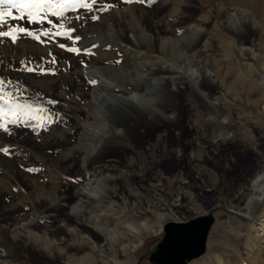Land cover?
<instances>
[{
	"label": "bare ground",
	"instance_id": "obj_1",
	"mask_svg": "<svg viewBox=\"0 0 264 264\" xmlns=\"http://www.w3.org/2000/svg\"><path fill=\"white\" fill-rule=\"evenodd\" d=\"M205 1L210 7L193 21L196 29L176 41L168 40L160 48L157 45L158 37L171 32L175 25L179 26L183 19L190 16L185 9L180 8V12L187 14L186 17H173L170 22L157 20L154 23L151 21L156 18V12L149 10L143 2L118 0L115 8L102 14L95 13L102 15L103 19L94 22L90 16H86V24L93 22L99 28L106 25L115 29L119 37L124 39H127L124 35L128 31L153 32L150 41L146 36H140L137 42H132L135 50L120 45L119 41L110 42L108 38L97 41L94 46L92 43L83 44L78 54H74L69 61V68L88 60H92L94 65L107 64L102 70L110 73L111 81L102 79L100 75H93V78L80 83L79 80L83 77L80 71L69 73V78L60 71L57 72L58 76L55 73L38 76L33 71L29 72L28 68L20 69L25 63L21 58L7 56L8 72L0 67V79H4L5 74L18 75L31 84L37 90L34 99H26L25 93L19 91L21 98L29 103L43 108L41 103L45 100L44 97L52 98L58 84L66 90V95L61 98L65 102L73 104L84 98L87 101L81 106V112L74 109L76 115H84L81 122L71 119L69 109L68 112L59 110L55 114L46 109L45 114L51 116L53 122L48 124L44 119L46 127L40 129L41 133H36L37 128L34 130L32 126H28V129L22 126L24 133L17 131L10 135L1 132L0 148L13 147V143L30 145L38 155L40 150L46 149L45 153L40 154L41 157L52 161L56 166L53 170L50 169V183L37 184L35 180L29 179L24 185L19 179L23 171L17 169L22 158L20 153L8 159L0 152V160L8 161L0 168V196L7 194L11 183H16L12 196L14 205L0 212V250L5 251L0 254V264H134L136 252L146 239L151 235L161 234L167 223L176 222L174 212L184 211L186 208L197 209L205 197H208L210 203L208 202L206 210L200 211L203 212L202 215H220L223 210L227 211L228 206L238 209V212H230L238 219L240 227L245 223L250 228L251 232L246 236L244 245L245 248H250L251 256L242 258L238 234L229 236L223 223L217 222L215 226L219 227V231L210 236L209 251L192 259L189 264H227V256L237 255L240 264L261 263L260 254L254 251V246L257 243L264 244V0H219L216 6V0ZM205 6L203 5L204 8ZM231 6L240 24L237 28L228 22L232 18ZM67 15L71 19L64 21L65 28H60L64 33L62 36L66 35V39L71 35L84 38L87 33L81 25L82 20L81 26H68L74 17L73 12ZM214 20V38L210 37L203 49H198L206 34L207 25ZM24 21L27 19L10 23L23 26L26 25ZM55 22L61 23L56 18ZM35 24L28 26L35 31ZM39 28L48 29L44 23ZM66 29L75 31L68 32ZM4 30L6 29L0 28V31ZM250 34L255 35L259 43L256 44V56H252V62L247 63L246 74H243L238 70L240 63L233 58L239 44L249 40ZM25 38L32 41L33 36ZM227 46L230 50L227 57L212 56L217 49ZM36 49L37 47L34 50L32 46H24L30 61L39 62L44 59L45 55ZM22 50L17 45L12 48L15 53ZM133 51L135 57H130ZM143 51L158 52L160 55L150 58L144 56ZM66 52L56 49L53 55L61 57ZM119 52L123 53L124 63L116 67L110 62L115 64L118 61ZM245 55L250 54L246 52ZM1 62L0 57V64ZM189 65L193 67L191 71L186 68ZM183 66L186 69L182 71L180 69ZM177 73L180 75H176ZM188 76L198 83V90L191 86L189 80L186 81ZM172 79L176 82V91L170 87ZM132 80L137 81L140 97H143L147 106L171 111L169 117L176 120L179 130V136L172 146L167 144L166 136L156 139L151 148L145 146L142 154L146 156L140 161H127L125 154L141 148L142 138L153 136L154 131L161 126L156 113L149 116L132 106L125 97V89L115 85L116 81L125 88H132ZM90 81H97V84L93 85ZM154 82L161 84L164 98L157 99L152 95ZM189 86L197 93L196 98L189 95V105L206 107L210 111L215 107L225 114L228 120L225 126L237 127L233 140L228 143L221 139L216 143L209 140L210 133L215 132L214 128L220 123L215 116L213 120L207 118L199 124L192 118L188 119L193 125L190 133L196 138L189 142L182 141L184 128L181 127L176 109L183 103L179 93L187 94L183 90H187ZM71 90L77 92V100L68 96ZM243 109L249 114H243ZM258 117L263 120H258ZM228 146H232L236 152L229 151ZM55 147L58 153L52 151ZM187 147L198 151L194 159L189 158L184 162V166L183 156L186 155ZM121 150L123 156L119 158L116 153ZM173 151L180 168L177 173L168 177L155 169L162 157ZM237 154L252 155L254 160L250 166L247 164L249 167L244 171H239L233 179L228 180L226 168H234ZM208 161L217 165L224 161L223 174L215 179L207 177L205 165ZM79 162L82 163L83 174L75 171ZM136 164L142 167L136 169ZM120 165L125 169L121 175H106L101 178V181L105 180L109 185L120 178L124 179L127 184L122 185L120 190L115 183L104 191L99 180L91 181L88 186L83 184L85 179L115 170ZM60 172L67 177L66 181L58 179ZM144 176L149 183H143ZM195 179L199 181L196 182ZM77 186L81 189L69 192L71 187ZM175 186L184 191L183 198L172 195ZM75 197L78 209L75 215H71L67 209ZM113 199H121L123 206L115 204ZM257 213L260 217L263 216L258 222L255 219ZM16 214L20 217L11 216ZM59 219L64 222V226L57 224ZM9 229L12 230V235ZM37 256L44 259H37Z\"/></svg>",
	"mask_w": 264,
	"mask_h": 264
},
{
	"label": "rangeland",
	"instance_id": "obj_2",
	"mask_svg": "<svg viewBox=\"0 0 264 264\" xmlns=\"http://www.w3.org/2000/svg\"><path fill=\"white\" fill-rule=\"evenodd\" d=\"M111 1V2H110ZM101 0V3H106L108 5H111V8H115L118 5V0ZM140 1V0H138ZM191 1V2H190ZM145 4V6L151 10V11H155L156 12V18L153 19L151 22L156 23L157 20H166L168 22L172 21L174 18L173 17H186L185 14H182L180 12V8L185 9V11H187V13L192 17L188 16L185 19H183L181 21V24L179 26L173 27L171 32L165 33L160 35V37H158L157 39V45L160 48L161 44L166 43L168 40H172V41H176L179 38L184 37L186 34H188L190 31H193L196 29V25L193 23V21L197 20L198 18L201 17V15L204 13V11L206 12L208 10V7H210L208 4H206L205 0H156V2H150V0H144L143 2ZM219 0H216L214 2V5H218ZM203 5H206L205 8L203 7ZM231 15L232 18L228 19V22L230 25H232V27H238L240 26L239 21L236 20V14L235 11L232 10V6H231ZM75 14V15H74ZM102 14V13H101ZM86 16H91V14L86 11V10H79L77 12H73V20L70 22V25L68 26H75L77 27L79 26H83L84 31H86L87 35H85L84 38H80L79 40L76 39V37H74L73 35H71L68 39L67 36H62V35H56L57 32H62V29H60L58 27V23L55 22V17H49V19L53 20V24H49L47 22H44V24L47 26L48 29H40L39 26L42 23H34L35 25V31L30 25L31 23L28 22V20L25 22L26 25H23L22 27H24L25 29H27L30 32L35 33L36 35L40 36V39L37 40L35 38H32V41H28L26 40V33H17V39L15 42H13L11 40L10 37H2V39H0V57H1V64L0 67L3 68L5 71L8 70V63L6 61L7 56L8 57H19L21 58V60H23V66H21L20 69H24V68H29L30 65H32V69H33V73L38 76H43V75H51V74H56V76H58L57 72H62L67 78L70 77V74L80 71L81 73H83V77L79 80L80 83H84L86 80H89L91 78H93V75H100L102 76V79H105L106 81H111L110 80V73H107L106 71L102 70V68H104L103 66H107V64H96L94 65L92 63V60H88V61H81L80 63H78L77 65L69 68V61H71V59L73 58L74 54H78V52L81 50L79 49L83 44H90L91 45H95V43L97 41H101V40H106V38L109 39V41L111 42H115V41H119L120 45H124L125 47L131 48L132 50H135V48L132 46V42H137V38H140V36H146V39L150 41V39L153 38L152 36V31L151 30H145V31H140L138 33H135L133 31H128L124 36L127 39H124L122 37H119L118 33L115 31V29H110V27L106 26V25H102L101 28H99L96 23H91V24H86V20L85 17ZM101 18L103 19L102 15H99ZM76 17H80L78 20ZM82 20V24L80 23V21ZM236 21V24H234V22ZM81 24V25H80ZM37 25V26H36ZM39 25V26H38ZM26 26V27H25ZM28 26V27H27ZM31 27V28H29ZM38 27V28H37ZM215 20L212 21L210 24L207 25V29H206V34L202 39V42L198 45V49H203L204 44L209 40L210 37L215 36ZM49 28L51 29V32L49 33L48 36L43 35L44 32L48 31ZM39 30V31H38ZM105 34V35H104ZM107 36V37H105ZM32 37V36H31ZM1 38V37H0ZM8 38V39H6ZM25 38V39H24ZM107 39V40H108ZM71 40V41H70ZM259 43V39L253 35L250 34V39L249 40H245L242 44H239V46L237 47V49L235 50V55L233 60L235 62H239V66H238V70L243 73L246 74V70H245V66L247 65V63L252 62V56L254 55V57L256 56V44ZM15 45H17L18 47L22 48L23 50L15 53L12 51V48L15 47ZM32 46L35 50V48L37 47L36 50H38L39 52L43 53L45 55L44 59L42 61L36 62L35 61H30L27 54H26V50H24V46ZM61 45H63V47H61ZM5 49V50H4ZM56 49H60L63 52L66 50V54L64 53L63 56L61 57H56L53 55V51ZM72 49V50H70ZM227 47L225 48H219L217 49L215 52H213L212 56H217L220 58H225L230 54V50ZM24 52V53H23ZM247 53H249L250 55H245ZM7 53V54H6ZM178 53L180 54L181 52L178 51ZM215 53V54H214ZM144 56L153 58V57H157L160 54H158V52H146L143 51ZM227 55V56H226ZM117 56L119 57L118 61L114 64L113 62H110L111 65H114L116 67H119L120 65H122L124 63V59H123V53L119 52L117 53ZM251 56V57H250ZM130 57H135V51H133V55H131ZM142 61H140L141 63ZM139 64V63H138ZM24 67V68H23ZM99 67V68H98ZM67 68V69H66ZM188 69V71H191L193 67H191L190 65L186 67ZM184 66L182 69L180 70H185L186 69ZM57 69V70H56ZM126 69H128V71L130 72V68L127 67ZM3 70V71H4ZM56 70V71H54ZM70 70V71H69ZM8 72V71H7ZM126 72V71H125ZM128 72V73H129ZM70 73V74H69ZM176 75H180L179 73H177ZM0 77H1V71H0ZM39 79V78H38ZM56 79H59L58 77H56ZM5 82L11 81V84L5 88L9 91H20L21 93H25V98L26 99H34L36 97V92L37 90H35L31 84H29L26 80L22 79V77L16 75V76H10L5 74L4 79ZM189 80V83L191 84V86L195 89L198 90V83L194 80V78H190L189 76L186 78V81ZM132 84L134 85V87L132 88H125L123 87L121 84H119L118 82L115 81V85L120 86L122 89H125V97L129 100V102L131 103L132 106H134L135 108L144 111L146 114H148L149 116H151V113H156L159 116V123H160V128L155 130L153 133V136H144L142 138V144H141V148H138L137 150L134 151H128L125 155H126V160L130 161V160H135V161H140L142 158H145L146 155L142 154L144 153V148L145 146H147L148 148H151L154 141L158 138L161 137H165L167 138V144L169 146H172L175 142V138L177 136H179V130L177 129V122L176 120H174L173 118L169 117V115L171 114V111H164L162 109H160L159 107H155V106H147L146 102L144 101L143 97H140V89L137 85V81L132 80L131 81ZM199 82V81H198ZM170 87L176 91L177 85L176 82L172 79L171 83H170ZM189 86V88L187 90H183L185 93H179L180 98L183 100L182 104H179L177 107V116L180 117L181 119V127L184 128L183 134H182V141L184 142H189L192 140H195L196 137H194L195 135H191L190 130L193 129V125L190 124V121L188 119L192 118L193 120L196 121V123H201V121H203L204 119L210 118L211 120L214 119V117L216 116V120H218L220 123L214 128L215 132H211L209 135V140L213 141V142H217L218 140H222L225 143L230 142L231 140L234 139V131L237 129L236 128H232V127H226L225 125L227 124V118L225 114L220 113L215 107H213L214 109H212V111L207 110L206 107H200V106H196V105H189V101L188 98H190L189 95L192 96V98H196V91H192V87ZM139 89V90H138ZM66 90L64 89V87L61 84H58V87L54 90L53 92V96L52 98H48V97H44L45 100H43V102L41 103L44 109H47L49 113L51 114H55L57 111L59 110H63V111H67L69 109V113L71 114V119L72 120H78V122H81V120L84 118V115H76V113L74 112V109H76V111L78 110V112H81V106H83L87 99H82L81 102H77V103H73L70 104V102H65V100H62L61 98L63 96L66 95ZM153 92V96H155L157 99H160L161 97H165L163 96V92H162V86L159 82H154V88L151 90ZM15 93V92H14ZM42 94V93H41ZM220 95V94H218ZM73 99H78L79 96L77 94L76 91L71 90L70 94L68 95ZM198 98V97H197ZM213 100L211 99L210 102H212ZM197 103V102H196ZM195 104V103H193ZM73 109V110H72ZM246 109L242 110L243 114H249L248 112H245ZM54 112V113H53ZM74 114V115H73ZM42 117L47 116L45 113L41 114ZM252 114H250L251 116ZM73 117V118H72ZM47 120V119H45ZM255 120V119H254ZM258 120H263L260 117H258ZM6 122V121H5ZM223 122V124L221 123ZM184 123V124H183ZM242 125V122H241ZM23 125L20 126H13V125H8L9 127V131L7 132L8 134H14L17 131H20L21 133H24L25 130L21 129ZM29 128V127H28ZM26 127V129H28ZM247 128H250V126H248ZM41 128H37L36 129V133H41ZM144 130V129H143ZM1 132H5L2 129H0V136H1ZM35 133V134H36ZM252 134V132H251ZM174 142V143H173ZM254 147V146H253ZM9 152L11 153L10 155L4 154L6 157H8V159H11L13 157H15L17 154L20 153L21 161L19 163V165L17 166L18 170H22V177L23 179L19 178L21 180V182L26 185V182L30 179V180H35L37 182V184H46L47 182H49V180L51 179L49 176L50 174V169L53 170L55 168V163H53L52 161H46L45 158L41 157L40 154H43L46 152V149H42L40 150V154H36V151L32 149V147L30 145H18V144H14L13 143V147H8ZM228 150L231 152H236V150L232 147V146H228ZM254 150H256L254 148ZM52 151L54 153H58V149L57 147L53 148ZM198 149L192 148V147H187L185 150L186 155L183 156V165L185 166L187 160H189V158H195V153H197ZM38 152V150H37ZM117 156L122 157L123 156V151L121 150L120 153H116ZM238 155V156H237ZM237 159L234 160L235 161V166L234 168H226L227 170V174H228V180L233 179V177H235L237 173H240L242 171H244L245 168H247V166L251 165L253 162V156L252 155H247L244 154L242 156H240L239 154H237ZM40 158V159H39ZM44 159V160H43ZM162 161L160 162L159 166L155 169L156 171H158L159 173H162L163 175H166L168 177L173 176L175 173H177L179 171L180 165L178 164V162L176 161V159L174 158V151L173 153L162 157L161 159ZM47 162V163H46ZM8 163V161H2L0 160V168H2L4 166V164ZM35 163H37L38 165H36ZM44 163V164H43ZM248 164V165H247ZM225 162H220L218 165L213 163L212 161H208L205 165V168H207L206 173H207V177L211 178V179H215L218 178V176L220 174H223L222 172V168L224 167ZM37 166V167H36ZM223 166V167H222ZM248 166V167H249ZM136 169H140L142 166L139 164H136ZM28 169H35V171H28ZM49 169V170H48ZM76 173H80L83 174L84 173V169L82 166V163L79 162L76 169H75ZM209 173H208V172ZM240 171V172H239ZM123 172H125V169L123 167V165H120L118 168H115V170H111V171H106L104 174H100V175H94L91 178L92 179H85L83 184L88 186L87 184L90 183L91 181H95V180H99L101 181V178H103L104 176L108 175V176H112V175H121ZM61 173V175H60ZM59 173V177L58 179L60 181H66L65 178H67L66 176H64V173L60 172ZM213 173V174H212ZM211 175V176H210ZM215 175V177H214ZM61 178V179H60ZM18 179V180H19ZM143 183H149L148 182V178L146 176H144L143 178ZM198 179H195V181L197 182ZM199 181V180H198ZM102 185L104 186V191L108 190L111 188L112 184H117V188L120 190L122 188V185L127 184L124 179L120 178L119 180L115 181L114 183H111V185H109L110 183H107V181H101ZM108 184V185H107ZM26 187V186H25ZM16 189V183H11V187L9 186L7 188V194L0 196V212L2 209H5L6 207H10L12 205H14V200H13V193ZM79 189H81V187L77 186V187H71L69 192H77ZM103 191V192H104ZM172 195H174L175 198L177 197H184V191L181 190L179 187L175 186L174 190H172ZM115 201V204L119 205V206H123V202L121 199H113ZM13 202V203H12ZM77 198L75 197L72 202L69 204L68 206V211L71 215H75V213L77 212L78 209V205H77ZM209 200L208 197L203 198L200 201V207L197 209H192V208H186L184 211H177L174 212L173 215H175L174 217L177 219L176 222L178 221H187L191 218H195L198 217L200 215H202L203 212H200L201 210H206V206L209 205ZM229 211V212H228ZM238 212V209L235 207H231L228 206L227 207V211L223 210L218 211L221 212L220 215H214L215 216V222L210 230L208 239H207V251L205 254H207V252L210 249V245H209V238L212 234L218 233V229L219 227H216L215 225H217V222L219 224V222L223 223L224 229L226 230V232L228 233L229 236H234L238 234V239H239V249H240V256H242V258H247L249 256H251V253L249 252L248 247L245 248L244 245V241L247 235L250 234V228L247 227L244 223V226L240 227V223L238 222V219H236V217L233 216L232 212ZM23 212H20V214H22ZM12 217H18L17 214L16 215H11ZM20 217V216H19ZM256 221L258 222V220H262L263 216L260 217V214L257 213L256 216ZM225 223H224V222ZM58 225L60 226H64V222H62L60 219L57 222ZM215 226V227H214ZM216 230V231H214ZM9 233L10 235H12V230L9 229ZM255 234V233H254ZM164 235V229L162 231L161 234H157V235H151V237H148L146 239V241L143 243V245H141V247L139 248V250L136 252V260L134 262V264H152L149 260V255L150 253L155 249L157 243L163 238ZM254 236H257V234H255ZM27 241H24V243ZM28 243V242H27ZM254 251L258 252L260 254V258H261V263L260 264H264V244L262 243H257V245L254 246ZM4 254L5 251L4 250H0V254ZM37 259H44V257L41 256H37ZM227 260V264H240V259L239 256H227L226 259ZM189 264V262H188Z\"/></svg>",
	"mask_w": 264,
	"mask_h": 264
},
{
	"label": "snow or ice",
	"instance_id": "obj_3",
	"mask_svg": "<svg viewBox=\"0 0 264 264\" xmlns=\"http://www.w3.org/2000/svg\"><path fill=\"white\" fill-rule=\"evenodd\" d=\"M131 2V0H126ZM144 2V0H140ZM156 2V0H150ZM112 6L106 3H101V0H0V28L6 29L0 31V37H10L13 42L17 39V33H26L29 36L39 40L40 36L28 31L24 27L10 23V21H18L27 19L29 23H44L53 24V20L49 17H55L61 21L59 28H65L64 21L71 19L67 14L69 12H77L81 9L88 11L92 21H98L101 17L95 13H103L110 10ZM80 17H77L79 19ZM87 18V17H85ZM68 32L75 29H66ZM51 29L44 32L43 35L48 36ZM62 32H57L56 35H63ZM79 39V37H76ZM63 47V45H61ZM72 50V49H70ZM29 72L32 68L27 69ZM91 84H97V81H90ZM11 84V81L5 82L0 79V129L5 132L9 131L8 125L25 127L32 126L36 128H44L43 123L47 119V123L51 124L53 119L51 116L42 117L41 114L46 113V109L37 107L32 103L21 98L18 90L5 91ZM6 121V122H5ZM0 152L10 155L8 148H0ZM35 171V169H28Z\"/></svg>",
	"mask_w": 264,
	"mask_h": 264
},
{
	"label": "water",
	"instance_id": "obj_4",
	"mask_svg": "<svg viewBox=\"0 0 264 264\" xmlns=\"http://www.w3.org/2000/svg\"><path fill=\"white\" fill-rule=\"evenodd\" d=\"M215 222L212 213L187 221L169 222L163 238L150 253L152 264H188L206 252L207 239Z\"/></svg>",
	"mask_w": 264,
	"mask_h": 264
}]
</instances>
